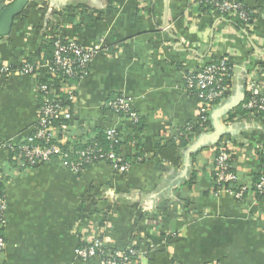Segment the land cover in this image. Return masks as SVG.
<instances>
[{"label":"crops","instance_id":"crops-1","mask_svg":"<svg viewBox=\"0 0 264 264\" xmlns=\"http://www.w3.org/2000/svg\"><path fill=\"white\" fill-rule=\"evenodd\" d=\"M14 1L0 0V8ZM234 1L256 11L252 25L237 28L195 0H28L0 39V68L10 71H0L4 264H100L75 256L94 236L115 253L135 249L141 257L133 264H146L154 250L175 264H264V201L242 206L206 193L219 142L228 143L244 183L264 149V119L236 116L248 81H264V0ZM56 37L100 47L77 85L75 123L84 129L76 139L119 128L121 157L132 161L129 140L137 134L103 104L124 96L141 116L144 153L126 173L104 163L80 174L54 163L21 172L8 165L4 146L25 141L38 110L37 79L16 71L39 64ZM225 57L229 91L207 113L208 128L182 146L181 133L199 118L185 77ZM172 140L174 164L155 155L156 145Z\"/></svg>","mask_w":264,"mask_h":264},{"label":"built area","instance_id":"built-area-1","mask_svg":"<svg viewBox=\"0 0 264 264\" xmlns=\"http://www.w3.org/2000/svg\"><path fill=\"white\" fill-rule=\"evenodd\" d=\"M217 9L213 12L228 14L238 17L245 23L244 27L250 26L248 23L249 15L241 8L237 1L229 0H213ZM53 58L52 61H44L42 64H30L23 62L22 66L16 71L19 75L34 77L41 79L46 77V83L35 86L37 94V117L34 126L32 127L28 137L22 144H17L20 155L24 159V164L27 169H33L35 165L57 164L62 168L78 174L85 164L95 166L103 163L104 159L111 162V167L118 173H126L131 165L127 163L121 156H116L113 153L102 154L96 148H87L82 151H75L74 159L69 160L67 154H62L55 144L49 147L42 148L39 142L46 144L52 141L57 136V127L53 121L60 119L67 121L70 126L75 124L76 107H77V85L84 79L92 64L95 53L99 50V46L83 47L74 39H62L56 37L53 40ZM1 73L10 72L8 67L2 66ZM59 72L63 79L60 80V85L56 89L52 83L54 79L59 78ZM231 81V67L228 64L227 58L211 59L206 64L202 65L196 71L189 72L184 80L185 90L191 94L199 103V120L202 124L207 123V113L218 102H220L229 91V83ZM67 96V101L70 106L61 107L56 99L59 97L57 93ZM58 95V96H57ZM57 103H55V101ZM241 108L254 116L264 115V81L250 79L247 84V98ZM103 109L119 117L121 122H126L132 129L137 120V113L131 108L130 100L124 96L109 100L103 104ZM201 124V131H205L207 125ZM66 126H61L65 130ZM107 139L110 142H122L124 133L119 128L107 129L104 131ZM10 145V144H9ZM8 144L4 146L7 149ZM131 146L134 143H130ZM229 149L228 143H224L219 148L214 159L213 171L215 180L213 186L221 183L236 182V175L229 170V160L231 155L226 152ZM134 152L133 161H141ZM24 166V165H23ZM259 168V169H258ZM264 172V163L262 166H257L256 171ZM245 188L242 187L239 191L232 190L223 191L218 189L213 193V196L219 197L222 194H227L235 200L238 205L245 206L247 200L243 197ZM258 195H264V173L259 178L256 184ZM5 202L0 200V227L4 226ZM5 242L0 237V250L4 251ZM106 247L103 241L97 237H91L85 244L77 247L75 256L80 261H88L97 258L100 264H132L136 262L141 255L135 249H128L123 253H114L107 255Z\"/></svg>","mask_w":264,"mask_h":264},{"label":"trees","instance_id":"trees-1","mask_svg":"<svg viewBox=\"0 0 264 264\" xmlns=\"http://www.w3.org/2000/svg\"><path fill=\"white\" fill-rule=\"evenodd\" d=\"M229 1H232V0H229ZM195 2L198 4V6L202 12L212 13L213 11H215L217 9V7L215 6V3H213V0H195ZM239 4H240L241 8L249 15V21L247 24L252 25L256 19V11L253 9H249L247 6L243 5L242 3H239ZM221 16L223 18H225L226 20L230 21L237 28L238 27L243 28L245 25V23L243 21H241L238 17L230 16L228 14H222ZM65 40H67V39H65ZM43 48L46 49V53H45V56L43 57V59L38 61L40 64H42L44 61H52L53 52H54L53 40L50 41L49 43H47ZM27 62L30 64H35L34 62H32L30 60ZM62 79H63L62 74L59 72V78L54 79L52 81V83H50V84H53L54 87L57 89L60 85L59 81ZM37 83H39V84L46 83V77L38 79ZM227 93H226V95H227ZM57 94L59 95V97L56 99V101L58 102L59 106H61V107L70 106L72 108L70 103L67 101V96L61 94L60 92ZM226 95H225V97H226ZM117 97H120V96L116 95L112 100H114ZM56 101H55V103H57ZM251 114L252 113L246 112L241 108L238 111V113H236V116L242 117V116H248ZM255 117H257L259 119H264V115L255 116ZM53 124L55 127H57V128L59 127L57 129L58 130L57 136L47 144L45 142L40 141L39 145L42 148L49 147L51 144H55L56 146H58V148L62 154L68 155L69 160L74 159V154H72V153H74L75 151H82V150H85L87 148H96L102 154L113 153L116 156H121L119 149L122 145V142H119V143L110 142L107 139L104 131H99L96 134V136H90L89 134L83 135L82 138H79L80 139V141H79L78 139H76L78 137H77V134H75V133L77 131L83 130L84 128H82V126H80L78 123H75L73 126H70L67 121L57 119V120L53 121ZM201 124L202 123L198 118L196 124L191 123V124L187 125V127H185V130L181 133L182 136H183V133L185 134V136L182 137V146L186 145L196 133L201 131ZM202 125L203 126L207 125V123L202 124ZM61 126H66L67 128L65 130H63V129H61ZM131 131L133 134H137V136L130 138L129 144L134 143V145L132 147L137 152L136 155L141 156L142 153H144L142 150V141H140V138H139L140 133L142 131V119H141V116L138 114H137L136 123H135L134 127L131 129ZM19 144H22V143H19ZM222 144H224V143L219 142L214 147L215 152L219 151V148L221 147ZM7 151L9 153L8 165L10 166L11 169L16 170V171H20V172L23 170H27V166L24 164V159L20 155V150H19L17 144H10L7 147ZM176 152H177V146L175 145V140L168 141V142H166L165 145L158 144L155 147V155L156 156L158 155L161 158H163L164 160L168 161L169 163H173V164L177 162V158H176L177 153ZM226 152L231 155L229 149H227ZM216 155L217 154L214 153L212 172H211V176H210V187L206 192L209 196L213 195V193L216 192L218 189H222L223 191L232 190L234 192H237V191H239L240 188L244 187L245 190L243 192V197L247 201H250V200H255V202L264 201V195H258V192L256 190L257 181L263 175L264 172L262 170L256 171V169H255L254 172L248 177L247 181L245 180L246 181L245 183L241 182L243 180L241 179V175L235 169L234 162L232 161V158H230V160L228 162L229 170L236 175L238 181L233 182V183L232 182L221 183L219 185H216V187H214L213 181L215 180V173L213 171V166H214V159H215ZM256 157H257L258 166H262L264 163V149L256 150ZM125 161L127 163H129L131 166H133L134 163H137L136 161H133V160L131 161V160L125 159ZM102 162L106 165L111 166V162L107 159H104V161H102ZM42 166L43 165L37 164V165H35V167H33V169H36V168H39ZM90 167H92V166H90L89 164L83 165V167L81 168V171L78 174H80L81 172L85 171L86 169H88ZM1 173L3 175V172H1ZM2 175H1L0 181L3 178ZM4 178H6V176H4ZM193 180L194 179L192 178V181ZM191 184H192V182L189 183V186ZM0 200H4V195L2 193V187L1 186H0ZM233 201L235 202L234 199H233ZM2 231H3V227H0V237L4 240L3 235H2ZM82 244H85V242H83ZM81 245H79V246H81ZM105 251H106L105 253L107 255H111V254L115 253V252L110 251V250H105ZM3 252H4L3 250H0V264H4V262L2 260ZM146 256H147L146 257L147 258L146 264H175L173 262V260L170 258L169 253L166 251H155L154 250L152 253H149Z\"/></svg>","mask_w":264,"mask_h":264},{"label":"water","instance_id":"water-1","mask_svg":"<svg viewBox=\"0 0 264 264\" xmlns=\"http://www.w3.org/2000/svg\"><path fill=\"white\" fill-rule=\"evenodd\" d=\"M27 2L28 0H15L0 8V39L10 34L13 20L22 13ZM215 142L213 141V143Z\"/></svg>","mask_w":264,"mask_h":264}]
</instances>
